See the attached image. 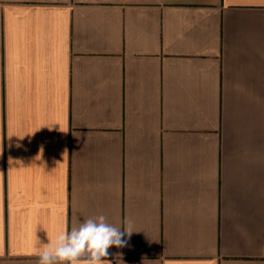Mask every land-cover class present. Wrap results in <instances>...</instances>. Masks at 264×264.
Masks as SVG:
<instances>
[{
    "label": "crops",
    "instance_id": "0c3cea01",
    "mask_svg": "<svg viewBox=\"0 0 264 264\" xmlns=\"http://www.w3.org/2000/svg\"><path fill=\"white\" fill-rule=\"evenodd\" d=\"M101 214L106 264H264V0H0V264Z\"/></svg>",
    "mask_w": 264,
    "mask_h": 264
},
{
    "label": "clouds",
    "instance_id": "9594fccd",
    "mask_svg": "<svg viewBox=\"0 0 264 264\" xmlns=\"http://www.w3.org/2000/svg\"><path fill=\"white\" fill-rule=\"evenodd\" d=\"M124 224L123 229L118 228L101 214L85 219L70 231L61 230L38 253V264H106L109 248L125 247L128 241L124 236L133 233L130 221Z\"/></svg>",
    "mask_w": 264,
    "mask_h": 264
}]
</instances>
